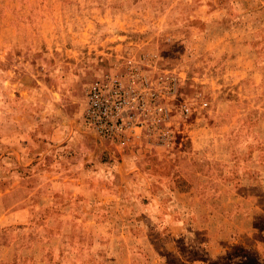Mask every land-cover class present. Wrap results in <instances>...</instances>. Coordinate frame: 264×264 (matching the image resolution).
<instances>
[{"label":"rangeland","instance_id":"374dc122","mask_svg":"<svg viewBox=\"0 0 264 264\" xmlns=\"http://www.w3.org/2000/svg\"><path fill=\"white\" fill-rule=\"evenodd\" d=\"M149 54L185 76L181 97L199 94L206 107L175 135L168 152L145 140L122 150L100 146L81 124L87 84ZM70 160L81 168L123 162L122 179L126 168L141 163L137 169L157 179L154 192H188L201 175L209 189L228 188L217 197L205 196V189L158 201L125 195L118 203L127 210L121 221L112 213L114 223L98 235L114 251L116 242L127 245L124 253L134 246L135 255L108 264H264V0H0L1 253L7 232L1 215L26 199L30 190L21 195L22 184L34 188L26 177L66 169ZM169 163L200 176L192 175L191 184L175 179ZM168 176L172 181L163 180ZM170 199L192 221L219 219L221 226L182 230L171 237L169 254L163 246L169 234L144 229L147 217L137 210ZM24 204L34 207L36 198ZM229 219L231 228L222 223ZM133 220L141 227L133 228ZM26 229L30 239L38 231L34 221ZM211 241L221 251L214 259L207 257ZM21 246L19 239L14 248Z\"/></svg>","mask_w":264,"mask_h":264},{"label":"crops","instance_id":"0c3cea01","mask_svg":"<svg viewBox=\"0 0 264 264\" xmlns=\"http://www.w3.org/2000/svg\"><path fill=\"white\" fill-rule=\"evenodd\" d=\"M93 140L104 148L108 147V145L102 144L94 138ZM53 163L60 165L59 159H53ZM122 163L111 162L81 168L78 163L71 161L67 163L66 169L54 168L52 172H37L30 177H26V180L31 184L32 182L36 183L33 185L34 188L27 189V184H22L21 191L24 192L20 193L21 195L30 190L25 197L26 199L21 197L17 209L11 206L5 209L1 215L6 222L4 225L7 224L5 229L7 232L1 238V243L4 244L2 246L6 250L3 253L0 252V264H56L54 262H57V264H108L111 258L120 259L123 257L122 255H126L127 259L131 261L135 255L133 254V251L136 250L134 246L131 252L124 253L123 245L126 244L116 242L117 246L114 251L113 246L110 247L111 242L105 243L102 240L101 235L103 232H98V230L109 229L108 223H114L109 218L112 213H114L115 221L122 219L121 216L127 210L124 209V206L118 207V203L125 195L132 193L133 196L135 194V196L149 197V199L156 198L158 201L160 198H174L189 193L195 196L201 195L204 189L205 196H223L226 189H228L226 187L220 188L219 183L213 185L211 189L205 187L206 184L202 183L204 177L201 175L202 178L196 179L194 187L191 185L188 192L184 193L174 189V187L154 192L155 189L150 188L153 183L154 185L158 184L154 173L149 174L148 172L150 176H146L143 174L144 172L137 169L141 166V163L136 162L134 163L135 167L126 168V178L122 179V172L120 171ZM169 165L173 166L174 171L178 173V175H175V179L179 178L189 184L192 183L191 176L193 173L183 172L180 168L177 170L178 165L181 164L175 163L173 165V163H169ZM122 169L124 170L123 167ZM196 172L194 175L199 177L200 174L198 171ZM216 176L217 174H215ZM171 177H165L163 180L172 181ZM31 197L36 198V205L27 208L29 206H25L24 203ZM45 197L50 202L47 204L40 203ZM151 202L152 200L146 207L138 208L137 211L147 217V221H144V224H146L144 229L156 227L159 230L163 229L164 235L169 234L167 243L166 241L163 242L164 249L169 254H171V237L179 233L182 234V230L194 227L217 229L221 226V220L219 219H211L207 222L192 221L183 209L177 208L173 199H170L169 203L163 206L154 205ZM128 212L131 213L129 209ZM232 216L234 215H230V218ZM12 217L17 220L14 222V226L12 225L13 222L9 220ZM31 221L36 223L38 230L32 236V239L27 236L26 231ZM133 223V228L138 229L141 227L140 224L136 225L134 220ZM222 223L231 228L233 222L229 219L223 220ZM16 225H19L20 228L15 227ZM19 230L24 238L21 235L20 237L16 236V232ZM98 233H101V235H98ZM143 238L147 240L146 237ZM19 239L23 248L17 251L14 247L17 246ZM135 241L140 242L141 239ZM218 245V241H211L210 244L206 243L208 258L214 259L217 255H221ZM188 263L195 264L198 261H187L186 264Z\"/></svg>","mask_w":264,"mask_h":264},{"label":"built area","instance_id":"2783aa9c","mask_svg":"<svg viewBox=\"0 0 264 264\" xmlns=\"http://www.w3.org/2000/svg\"><path fill=\"white\" fill-rule=\"evenodd\" d=\"M185 76L141 55L92 79L84 91L82 128L96 141L126 149L142 140L172 150L175 135L206 107L199 94L180 96Z\"/></svg>","mask_w":264,"mask_h":264}]
</instances>
